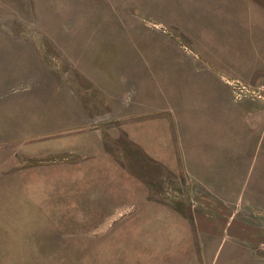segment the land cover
<instances>
[{
    "label": "rangeland",
    "instance_id": "374dc122",
    "mask_svg": "<svg viewBox=\"0 0 264 264\" xmlns=\"http://www.w3.org/2000/svg\"><path fill=\"white\" fill-rule=\"evenodd\" d=\"M253 1L0 0V264L264 263Z\"/></svg>",
    "mask_w": 264,
    "mask_h": 264
},
{
    "label": "crops",
    "instance_id": "0c3cea01",
    "mask_svg": "<svg viewBox=\"0 0 264 264\" xmlns=\"http://www.w3.org/2000/svg\"><path fill=\"white\" fill-rule=\"evenodd\" d=\"M237 3H240L237 1ZM237 5V4H236ZM248 8L251 10L248 12L251 15V19H247L243 16L242 13H234L231 11L229 14L230 17H226L227 24L226 27L231 29L230 32H235L236 35V46L235 50L237 53H253L251 57V66L252 71L251 75L249 76L246 72H242L241 74H247L249 76L250 81H264V0H254L252 3H248ZM258 55V56H257ZM237 73L235 76L242 77V75H238ZM258 79V80H257ZM252 114H255L253 112ZM258 121V122H257ZM263 121V123H261ZM244 130H251L253 133L252 140V147L254 149V155L242 157L241 160L235 159L232 160L234 162H241V163H251L252 164V172L253 180L260 181L264 179V112L257 111L256 112V122L251 124V127L248 129L247 126H243ZM242 131V132H243ZM242 152V151H241ZM240 152V155H241ZM243 155V154H242ZM250 157V158H248ZM264 187V185L262 184ZM258 195L260 197H264V190H259ZM264 211V206L262 208ZM237 231L235 233L231 232H220L215 237L221 236L223 242L226 240L233 241L236 245L240 246H249L253 250L254 248L262 247L264 244V227L260 225H252L250 234L246 235V228L242 226V223L237 222ZM240 224V225H239ZM243 230V233L241 231ZM205 233H210V231H206ZM225 233V234H224ZM225 249L222 246L216 250L217 255L214 259L223 261L225 258ZM237 251H240V247L237 246ZM236 251V252H237ZM250 256L252 257V261H259L260 259V252L259 251H249ZM247 253V254H249ZM260 256V257H259ZM249 258V255L246 256ZM216 261L214 264H216ZM263 261V260H261ZM253 263V262H252ZM251 263V264H252ZM264 264V263H263Z\"/></svg>",
    "mask_w": 264,
    "mask_h": 264
}]
</instances>
